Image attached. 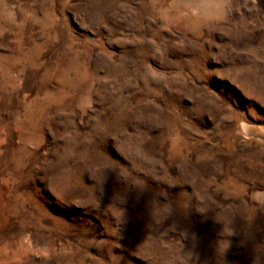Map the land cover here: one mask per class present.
I'll list each match as a JSON object with an SVG mask.
<instances>
[{
  "label": "rangeland",
  "instance_id": "1",
  "mask_svg": "<svg viewBox=\"0 0 264 264\" xmlns=\"http://www.w3.org/2000/svg\"><path fill=\"white\" fill-rule=\"evenodd\" d=\"M0 264H264V0H0Z\"/></svg>",
  "mask_w": 264,
  "mask_h": 264
},
{
  "label": "clouds",
  "instance_id": "2",
  "mask_svg": "<svg viewBox=\"0 0 264 264\" xmlns=\"http://www.w3.org/2000/svg\"><path fill=\"white\" fill-rule=\"evenodd\" d=\"M192 7V6H189ZM197 11L194 13L196 19L205 25H211L214 23V11L217 5L210 2H204L195 5Z\"/></svg>",
  "mask_w": 264,
  "mask_h": 264
},
{
  "label": "bare ground",
  "instance_id": "3",
  "mask_svg": "<svg viewBox=\"0 0 264 264\" xmlns=\"http://www.w3.org/2000/svg\"><path fill=\"white\" fill-rule=\"evenodd\" d=\"M242 130H243V131L247 130V127H246L244 124L242 125ZM250 131H251V130H250Z\"/></svg>",
  "mask_w": 264,
  "mask_h": 264
}]
</instances>
